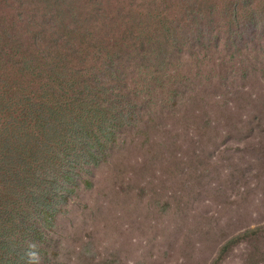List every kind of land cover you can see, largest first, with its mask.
Wrapping results in <instances>:
<instances>
[{
  "label": "rangeland",
  "instance_id": "374dc122",
  "mask_svg": "<svg viewBox=\"0 0 264 264\" xmlns=\"http://www.w3.org/2000/svg\"><path fill=\"white\" fill-rule=\"evenodd\" d=\"M2 224L34 264H264V0H0Z\"/></svg>",
  "mask_w": 264,
  "mask_h": 264
},
{
  "label": "trees",
  "instance_id": "16d2710c",
  "mask_svg": "<svg viewBox=\"0 0 264 264\" xmlns=\"http://www.w3.org/2000/svg\"><path fill=\"white\" fill-rule=\"evenodd\" d=\"M22 145L25 148L23 142ZM3 211H8V207L6 205L3 207ZM2 226L3 224L0 226V264H34L32 259L30 261L28 255H24L21 252H16L11 249L13 240L5 231H3L4 228Z\"/></svg>",
  "mask_w": 264,
  "mask_h": 264
},
{
  "label": "clouds",
  "instance_id": "9594fccd",
  "mask_svg": "<svg viewBox=\"0 0 264 264\" xmlns=\"http://www.w3.org/2000/svg\"><path fill=\"white\" fill-rule=\"evenodd\" d=\"M29 247H35V245H30ZM27 255L29 256L30 261H31L32 258L35 257V253H33V252H29Z\"/></svg>",
  "mask_w": 264,
  "mask_h": 264
}]
</instances>
